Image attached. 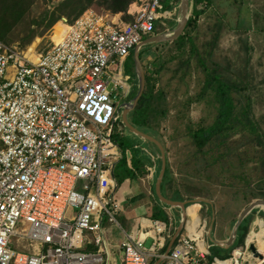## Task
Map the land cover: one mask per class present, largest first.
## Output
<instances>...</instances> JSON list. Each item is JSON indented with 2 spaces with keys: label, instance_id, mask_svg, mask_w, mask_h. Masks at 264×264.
Listing matches in <instances>:
<instances>
[{
  "label": "built area",
  "instance_id": "obj_1",
  "mask_svg": "<svg viewBox=\"0 0 264 264\" xmlns=\"http://www.w3.org/2000/svg\"><path fill=\"white\" fill-rule=\"evenodd\" d=\"M165 1L144 0L121 25L91 10L63 19L64 38L50 37L35 60L0 42V264H114L115 249L120 264H259L249 236L229 257L209 259L210 204L197 203L198 221L185 217L167 254L181 221L173 212L123 232L119 244L104 227L121 228L111 174L122 158L119 104L130 89L123 64L175 16ZM254 225L249 234L259 231ZM13 239L29 252H16Z\"/></svg>",
  "mask_w": 264,
  "mask_h": 264
},
{
  "label": "trees",
  "instance_id": "obj_2",
  "mask_svg": "<svg viewBox=\"0 0 264 264\" xmlns=\"http://www.w3.org/2000/svg\"><path fill=\"white\" fill-rule=\"evenodd\" d=\"M37 1L0 0L1 43L10 46L11 43L15 42L12 41V38L17 37L20 47L24 48L36 36H42L56 23L58 25L56 24L57 26L53 30L51 38L54 42H59L67 32V27L59 21L66 17L68 18V23L71 24L84 12L91 10L90 8L92 7L97 9L93 10L94 12L98 14L106 13L111 17L122 13L123 18L130 22L133 17L127 15V10L135 2V0H63L53 11L45 10L39 16L30 18V11ZM209 3L210 0H193L191 15L183 35L171 43L159 44L161 46L166 44L175 45L178 55L169 58L170 61L177 60L181 63L174 68L175 73L180 71L183 66L188 67L190 60H195L197 67L204 76L201 91L197 97L199 99L207 98L214 106L216 112L215 119L211 125H198L195 129L191 125L187 126L186 136L190 143L189 147L194 148V151L191 152L188 156L189 159L184 164V167L187 166L188 169L181 170L183 175V177H180L183 179L181 185L176 183L170 164L166 159V170L161 184L162 195L175 202L187 201L186 207L192 205L196 198H203L204 200L211 198V184L207 183L209 181L220 186L228 183L233 186L239 183H246L247 178L241 177L240 175L242 174L235 172V169L236 167L239 168V166H249L255 163V159L249 160V162H246L247 164L243 162L244 153L253 146L260 149L259 162L264 175V132H262L260 124L252 114L253 99L250 90L244 84L242 85L239 80H236L235 77H232L230 73L231 67L228 66L229 62L222 63L213 59L214 51L219 44V29L222 27L220 20H217L218 18H216L217 22L213 28L210 40L204 41L201 46L197 42L200 30L198 21L208 10ZM168 25L172 29L175 23L172 21H166L165 25L157 23L155 33H158L157 26L162 29L160 32H165L166 29H169ZM21 27L22 29L20 30L19 28ZM42 28V32L38 35V30ZM208 30H212V27H209ZM149 49L151 50V46H146L141 50L139 54L140 61H142L141 58L144 53L150 52L148 51ZM143 69L145 73V89L137 105L129 113L128 118L131 124L139 131L151 137L159 138L162 124L166 121L169 114L166 102L167 96L160 81L162 64L159 68L149 69L143 66ZM123 75L129 78V84L131 85V91H129L125 99V103L128 104L138 91L133 52L124 61ZM114 139L123 153L122 158L111 174L117 186L126 177L134 178L135 173L133 170H136L141 176H143V172H149V169L144 167L140 160L141 149L134 148L131 139L128 138L127 142H125V138L119 137L117 134L114 135ZM132 140L136 141L135 139ZM154 147L157 148L156 146ZM236 161L240 162V164H236ZM158 162V171H160L161 157H159ZM138 166H143L144 168L139 169ZM263 180L264 176L261 181ZM179 186L183 189L182 192ZM262 191L257 196H254L255 201L264 202V190ZM240 194L241 192L239 191L234 193L235 196ZM153 196L156 199V205L152 208L151 219L168 220L167 213L162 208L163 205L158 201L155 194ZM204 209L205 206L202 212H204ZM257 213L260 212L255 209L243 219L238 228L237 238L231 248L223 249L214 246L209 259L214 256L227 258L235 247L244 244L250 232L253 215ZM236 222L237 220L231 222V230ZM257 245L261 247V250H264L263 234L258 236ZM114 264H116V260Z\"/></svg>",
  "mask_w": 264,
  "mask_h": 264
},
{
  "label": "rangeland",
  "instance_id": "obj_3",
  "mask_svg": "<svg viewBox=\"0 0 264 264\" xmlns=\"http://www.w3.org/2000/svg\"><path fill=\"white\" fill-rule=\"evenodd\" d=\"M62 1L38 0L30 11V18L39 16L45 10L53 11ZM237 2L232 6L229 3H224L222 0H219L216 3L221 4H219L217 10L214 9V13H211V11L205 12L206 14L201 16L198 21L200 30L197 42L201 46L204 41L210 40L217 20H220L222 27L219 29V44L214 51L213 59L222 63L229 62L228 66L231 67L230 73L232 77H235L242 85L244 84L245 87L249 88L253 99L252 114L260 124L262 132H264V0H245V2L243 0H237ZM90 9L91 11L97 10L96 7ZM216 18L218 19L216 20ZM63 19L68 23V18L63 17L59 21L63 25H66L63 23ZM122 19L127 23L124 18ZM56 24L42 36H36L24 48L20 47L17 37L12 38V41L15 42L11 43V45L17 46L25 54L30 53L36 58V55L43 53L49 47L50 37L58 25ZM175 26L173 25L172 29H170L168 25L169 31L171 32ZM209 27H212V30H208ZM19 29L21 30L22 27ZM42 30L43 28L38 30V35H40L39 33ZM157 31L159 34L165 33L164 31L160 32L162 29L159 26H157ZM175 50L174 44H166L164 46L158 44V46L150 50L151 52L143 54L141 62L143 64L142 66H146L149 69L159 68L162 64L160 81L167 96L166 102L169 114L166 121L162 124L159 138L155 139L163 147L176 183L181 185L183 183V179L180 178L183 177L181 170L188 169L187 166L184 167V164L189 159L188 156L191 152L194 151V148L189 147L190 143L186 136L187 126L191 125L195 129L198 125H211L215 119L216 112L214 106L207 98L199 99L197 97L201 91L204 76L197 67L194 59L190 60L188 67L183 66L180 71L175 73L174 68L177 67V64H181L177 60L170 61L169 59L172 56L178 55L177 50ZM120 104L122 105L120 109L121 117L126 103L123 100ZM127 132L128 134H133L130 130H127ZM124 141L127 142V139ZM146 144L151 145L150 143L148 144V141ZM244 154L243 162L245 163L255 159L254 164L243 167L239 166V168L236 167L237 170L235 169V172L242 174L240 175L241 177L247 178L246 183H239L234 186L228 183L220 186L213 182L210 183V181L207 182L211 184L210 190L212 192L211 198H208V200L205 199V201H208L210 203L209 206H212L211 212L213 215L211 216V220L213 231L211 242L213 244L215 240L227 242L232 231L230 227L231 222L238 220L241 213L250 204L255 202L256 199H254V196H257L264 190V180L261 181L264 175L262 174L263 169L259 162V157L261 156L259 147L253 146ZM159 157L160 153L156 152L157 163H159ZM236 164H240V162L236 161ZM81 186L82 183L79 184L80 189ZM179 189L181 192L183 191L180 186ZM236 191L241 192V194L235 196L234 193ZM192 204L195 203L192 202ZM256 209L260 213L253 215L250 230L255 226L254 223L257 224L258 229L261 226V229L264 230V209L263 207ZM204 213L205 210L201 212L202 215ZM117 220L121 224L120 217H117ZM104 227L115 228L107 222L104 223ZM17 232L25 234L23 228L18 229ZM113 236L119 239L121 236L120 230L116 231V228L113 229ZM13 243V248L16 252H29L23 249L21 245L18 246L14 239ZM23 244L26 245V242ZM150 244L151 241L147 240L145 247L148 248ZM256 248L260 253L264 254V250H261V247L257 243ZM116 264H120L118 258H116ZM259 264H264V258L259 261Z\"/></svg>",
  "mask_w": 264,
  "mask_h": 264
},
{
  "label": "crops",
  "instance_id": "obj_4",
  "mask_svg": "<svg viewBox=\"0 0 264 264\" xmlns=\"http://www.w3.org/2000/svg\"><path fill=\"white\" fill-rule=\"evenodd\" d=\"M143 1L144 0H136V2H134L130 6L127 12V15L133 17L135 13L138 12L139 6L142 4ZM218 1L219 0H210L209 7L206 13L208 11H211V13H214L215 11L214 9L217 10L219 4H221V3H216ZM222 1L224 3H229L232 6L238 3L237 0H222ZM180 2L181 0H166L164 2L165 7H166L164 9L169 10V11L175 10V16L173 15L174 18L172 20H169V21L176 23L175 25H177V22L180 19V10H179ZM243 2H245V0H243ZM192 5H193V0H192ZM122 18H123V14H118L116 15V17L113 18V22L116 24H120V25L126 24V22L123 21ZM155 35H159V33H155ZM160 44H164V43H160ZM156 45L158 44H152L148 46H151V49H153L154 47H156ZM145 47H143L142 49H144ZM148 51H150V49ZM129 91H131V88L129 89ZM126 98L127 96L123 97L121 101L123 100L125 101ZM128 104H126L125 107ZM119 107L121 108L122 105L119 104ZM120 120H121V123L123 124L122 117H120ZM122 127H123L122 135H120L119 137H124L125 139H128V138L131 139V142L133 143L132 145L134 146V148L141 149L140 160L142 161V164L144 165V167L149 169V172L148 173L143 172V176H141L136 170H133V172L135 173V177L134 178L126 177L125 179L121 181L119 186H117L116 188L115 199H117V201L120 203L122 211L119 214L121 228L119 227L117 228L115 226L114 227L116 228V231L120 230V234H121L120 238L117 239L116 237L113 236V229L115 228L106 227V231L109 236V239L112 240L114 244H119L121 242L122 238L124 237L123 232H135L141 222H144V221L146 222L148 221V219L154 220V219H151V215H152V208L154 205H156V199L154 196H152V192L153 194H155V183H156V180L159 174L158 163L156 161L157 160L156 152H159V150H157V148L154 147L155 145H153L150 142H148V144L150 143L151 145H147L146 144L147 141L142 138H138L139 136L137 137L135 134H128V132L126 131L127 128L124 126V124L122 125ZM132 139H135L136 141H133ZM120 152L121 154H123L121 149H120ZM156 164H157V168H156ZM144 167L138 166L139 169H143ZM162 208L165 212H173L175 215L177 214L178 216H181L182 211L179 208L169 209L167 206H164V205L162 206ZM187 211H189V206L186 208V212ZM262 233L264 235V230L261 229V226H260L258 235H262ZM217 242L224 243L221 241H217ZM113 251H114L113 261L115 262L116 258H118L116 256L119 254V252L116 249Z\"/></svg>",
  "mask_w": 264,
  "mask_h": 264
},
{
  "label": "water",
  "instance_id": "obj_5",
  "mask_svg": "<svg viewBox=\"0 0 264 264\" xmlns=\"http://www.w3.org/2000/svg\"><path fill=\"white\" fill-rule=\"evenodd\" d=\"M191 8H192L191 0H181L180 6H179L180 19L178 20L175 28L171 32L169 31V32H166L164 34H159V35H155V36H151V37L147 38L146 40L142 41L141 44L139 46H137L136 49L134 50L133 61H134L135 73H136L137 80H138V91H137L136 96L133 98V100L124 108V110L122 112V116H121L122 122L128 130H130L136 136H139L140 138L152 143L159 150L160 157H161V165H160V171H159L156 183H155V194H156V197L158 198L159 202L161 204L167 206V207L179 208L182 211L181 221L179 223V226H178L176 232L174 233V236L172 237V239L170 240V242L168 244V247L166 249L165 254H167L169 252L174 241L176 240L177 236L179 235V233L183 227L185 217H186L187 202H175V201H172V200L165 198L162 195L161 184H162L163 177H164L165 170H166V156H165L163 147L155 138H153L150 135L145 134V133L139 131L138 129H136L129 122L128 115L137 105V103H138L139 99L141 98V96L144 92V89H145V73H144L142 63L139 59L140 50L143 47L148 46V45H152V44L171 43L174 40H176L177 38H179L180 36H182L185 29H186L189 17L191 15V11H192ZM194 201H193V203H195V204H197V203L198 204H210L208 201H205L204 199H196ZM259 207L264 208V202L255 201L254 203L250 204L239 216L237 222L235 223V225L231 231V234H230L227 242L220 243L217 241H213L214 244L217 247H220L223 249L231 248L233 246V243L235 242V240L237 238L238 228L241 225V222L243 221V219H245L247 215H249L253 210H255L256 208H259ZM212 225L213 224H211V229L213 228ZM250 251L253 252L259 258H261V259L264 258V254L257 251L253 245L250 246ZM159 263H161V259L158 260V262L155 264H159Z\"/></svg>",
  "mask_w": 264,
  "mask_h": 264
},
{
  "label": "bare ground",
  "instance_id": "obj_6",
  "mask_svg": "<svg viewBox=\"0 0 264 264\" xmlns=\"http://www.w3.org/2000/svg\"><path fill=\"white\" fill-rule=\"evenodd\" d=\"M65 35H66V33H65ZM64 35V36H65ZM64 38V37H63ZM62 38V39H63ZM61 39V40H62ZM60 40V41H61ZM59 41V42H60ZM57 43V42H56ZM27 55L29 56V58H32L33 60H35L36 58L35 57H33L30 53H27ZM192 208H194L193 210H191ZM199 208V206L197 205V204H192L191 206H189V211H190V213H189V211H187L186 212V216L188 217V218H190V219H192V221H198V216H197V214H196V211H197V209ZM259 234V231L257 232V233H255V234H249V240H251L252 241V243L256 246V243H257V239H258V235ZM263 234V233H262ZM254 240V241H253Z\"/></svg>",
  "mask_w": 264,
  "mask_h": 264
}]
</instances>
